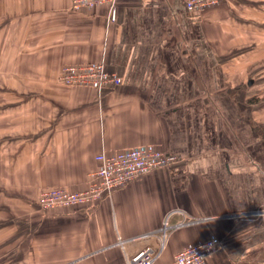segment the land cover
<instances>
[{
	"label": "crops",
	"instance_id": "1",
	"mask_svg": "<svg viewBox=\"0 0 264 264\" xmlns=\"http://www.w3.org/2000/svg\"><path fill=\"white\" fill-rule=\"evenodd\" d=\"M116 9L112 23L108 4L0 0L12 42L26 43L19 57L9 52L8 90L46 100L12 128L25 139L10 197L32 204L31 190L83 191L101 154L178 155L91 214L52 209L43 226L60 264H128L147 247L161 250L154 264H173L212 238L221 245L204 264H264V0L200 11L182 0H118ZM80 64H103L121 85H62L64 69Z\"/></svg>",
	"mask_w": 264,
	"mask_h": 264
},
{
	"label": "rangeland",
	"instance_id": "2",
	"mask_svg": "<svg viewBox=\"0 0 264 264\" xmlns=\"http://www.w3.org/2000/svg\"><path fill=\"white\" fill-rule=\"evenodd\" d=\"M1 13L3 14L4 11H1ZM5 21L3 14L0 16V264H60L61 261L64 262L67 259L58 257L57 251L51 247L55 237H50V234L45 232L46 228L44 227L48 222L47 218L51 217L50 212L52 211L42 201L41 195L46 190L37 195L35 190H31L32 204L30 201L17 198V195L11 198L12 193L10 194L8 191L12 175L18 172L15 169V164L18 162V153H13L15 148H20L19 145L25 139L19 135L16 137L12 128L17 127V123L20 124L19 129L25 127L26 121L24 120L26 116L35 115L38 109L46 106V100L41 91L8 90L7 60L9 52L15 49L16 58L19 57L25 53L26 43L24 41L12 42L13 35L9 37V33L11 34L9 29H12V27H8V24H2ZM17 85H19L18 82ZM34 93L36 94L34 95ZM42 97L43 100L40 103ZM28 122L33 123L36 121ZM92 174H90L85 190L69 192L85 193L88 191L92 184ZM16 178L19 179L20 177L16 175ZM11 187L14 188V185ZM30 207L33 208L31 212ZM98 207L99 204L94 207L78 205L76 208L70 207V211L74 212L80 210L77 208H83L85 212L91 214ZM55 224L54 222L51 226H55ZM124 244L125 242H119L121 248L125 247H122ZM110 251H115V249ZM107 252L109 251H106L103 257L107 255ZM69 261H67V264H93L92 258L84 256L74 262Z\"/></svg>",
	"mask_w": 264,
	"mask_h": 264
},
{
	"label": "built area",
	"instance_id": "3",
	"mask_svg": "<svg viewBox=\"0 0 264 264\" xmlns=\"http://www.w3.org/2000/svg\"><path fill=\"white\" fill-rule=\"evenodd\" d=\"M189 10L200 11L209 6L217 5L220 0H182ZM118 0H71L72 9L79 11L105 4L110 5V21L116 22ZM60 83L67 87H92L104 89L108 86H119L121 80L110 73L103 64L71 65L64 69ZM180 156L166 154L151 148H135L121 151L113 155L97 156L100 167L92 176V184L85 193H70L65 188L46 190L41 196L43 204L48 208H76L78 205L94 207L101 201L112 196L114 191L124 188L129 183L155 170L169 167L180 162ZM45 201V202H44ZM221 245L217 238L191 246L174 259L173 264H204ZM160 251L147 247L128 264H154Z\"/></svg>",
	"mask_w": 264,
	"mask_h": 264
}]
</instances>
